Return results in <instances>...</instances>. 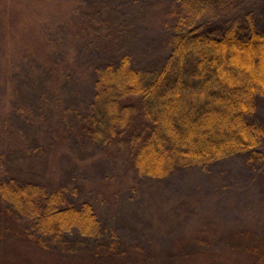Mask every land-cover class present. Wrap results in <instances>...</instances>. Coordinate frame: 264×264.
I'll list each match as a JSON object with an SVG mask.
<instances>
[{
  "label": "trees",
  "instance_id": "trees-1",
  "mask_svg": "<svg viewBox=\"0 0 264 264\" xmlns=\"http://www.w3.org/2000/svg\"><path fill=\"white\" fill-rule=\"evenodd\" d=\"M66 1L0 0L1 26L9 18L20 19L11 26V42L0 39V50L12 60L20 51L37 57L41 71L49 75L41 100L53 94L61 121L74 116L77 139L100 144L106 154L124 159L135 179H164L179 168H206L243 154L264 161V126L257 119L264 100V27L257 28L251 13L241 19L239 6L227 5L232 10L216 33L195 19L205 7L221 6L223 0H175L188 16L174 25L170 52L161 65L138 68L130 51L115 48L116 37L129 30L134 15L116 20L114 13L122 8L117 3L85 10V0ZM48 2L71 7L78 3L72 9L61 7L63 22L75 27L67 49L56 40L46 42L42 32L39 38L32 34L30 17H41L37 8ZM23 28L25 44L20 47L13 42ZM78 42L85 49L106 48L113 55L101 65L89 66L94 94L83 112L61 107L60 101L72 69L87 71L75 56ZM56 133L61 143L64 138ZM178 199L164 207V226L183 224L180 209L200 205L198 200ZM200 210L196 225L153 249L122 241L114 229L104 227L90 200L72 204L62 186L48 190L40 182L0 176V244L9 227L21 233L22 240L27 237L30 246L14 245L28 264H264V221L260 225L232 219L221 224L211 206ZM256 214L264 212L259 209ZM10 218L14 227L8 224ZM221 235L226 239L220 241ZM83 245L90 247L87 252ZM26 247L36 255H27Z\"/></svg>",
  "mask_w": 264,
  "mask_h": 264
},
{
  "label": "rangeland",
  "instance_id": "rangeland-1",
  "mask_svg": "<svg viewBox=\"0 0 264 264\" xmlns=\"http://www.w3.org/2000/svg\"><path fill=\"white\" fill-rule=\"evenodd\" d=\"M95 1L85 0L82 3L85 10H92L94 5L104 6L108 2L122 7L114 13L116 20L125 14V17L134 15L127 24L129 30L116 37L115 48L116 51H130L138 68L163 63L170 52L174 25L179 18L188 16L184 5L175 0H135L134 3L130 0ZM230 4L239 6L241 19L246 13H251L257 28L264 27V0H223L221 6L205 7L195 21H203L217 33L224 28L223 17L231 9L230 6L227 10ZM65 5L69 8L70 3ZM65 5L48 2L37 8V13L41 11L42 16L30 17L32 34L33 31L36 34L34 38H39L42 32L46 42L56 40L64 44L65 49L71 47L75 27L70 21L63 22L61 7L66 9ZM17 17L21 18V15ZM12 20L9 18L3 26L0 23V39L7 44L11 42V26L15 27L20 21L18 18ZM25 32L23 28L13 43L23 47ZM84 47L82 42H78L75 56L78 65L85 64L87 71L84 73L81 67L79 71L72 69L63 83L60 99L61 107L77 108L82 112L88 108L94 94V77L89 66L101 65L113 56L106 48L93 50ZM8 56L7 52L0 50V176L15 178L20 183L40 182L48 190L62 186L70 203L76 205L85 199L90 200L104 227L114 229L122 241L153 249L196 225L197 214L204 207L211 206L221 224H227L232 219H244L252 224L255 221L260 225L264 221V214H256L259 209L264 212V161L243 154L206 168H179L164 179H135L134 172L124 159H114L100 144H87L76 138L74 116L70 115L66 122L61 121L53 94L41 100L49 75L41 71L43 68L38 64L37 57L24 55L22 51L13 60ZM51 59L60 58L52 55ZM257 119L264 126V100L261 101ZM56 131L64 138L61 143ZM260 151L264 152V146ZM178 198L198 200L200 205L193 203L180 209L184 213L183 224L172 228L167 224L164 226V207L168 201ZM9 223L14 227L11 218ZM4 237L5 241L0 244V259L4 260L0 264H28L22 260L21 251L14 244L22 242L30 246L33 243L27 237L22 240L21 233L11 227L4 232ZM261 237L264 243L263 228ZM223 239L226 237L221 235L219 240ZM84 247L86 252L90 248ZM26 250L27 255H36L29 247ZM48 255L53 259V255Z\"/></svg>",
  "mask_w": 264,
  "mask_h": 264
}]
</instances>
